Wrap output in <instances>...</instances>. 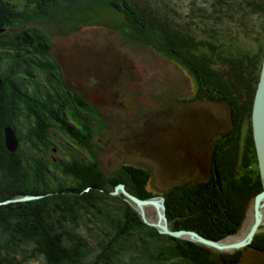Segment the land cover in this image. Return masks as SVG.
I'll use <instances>...</instances> for the list:
<instances>
[{"label": "trees", "instance_id": "16d2710c", "mask_svg": "<svg viewBox=\"0 0 264 264\" xmlns=\"http://www.w3.org/2000/svg\"><path fill=\"white\" fill-rule=\"evenodd\" d=\"M110 1L131 26H141L144 39L154 47L160 44L156 36L157 40L162 36L166 40L163 50L172 55H177L173 46L186 50L190 63H185L197 89L195 98L225 105L235 127V102L248 104L250 109L255 94L252 80L241 74L255 69L254 64L248 65L250 56L258 73L260 70L264 0H207L203 8L195 4L197 11L191 15L195 17L201 10L192 26L197 35H186L178 29L184 22L177 24L169 11L161 13L151 3ZM12 17L0 14V264H28L39 257L45 264H236L241 258L239 251L221 253L160 234L142 220L129 199L112 194L116 185L124 184L138 198L157 195L147 190L150 173L146 169L124 164L111 175L101 169L93 145L96 136L105 137L106 125L95 104L65 82L41 31L30 29L11 35L7 25ZM256 26H260V43L254 56L250 42L242 39H249ZM177 37L182 42L173 40ZM229 64L231 72L225 68ZM6 127L14 131L19 142L14 151L6 148ZM54 127L82 156L57 146L49 133ZM229 137L228 133L220 135L222 139ZM229 151L230 155L223 154L230 171L212 155L209 177L195 182L188 191L187 200L204 210L205 218H210L204 222L210 227L200 232L186 220L169 223L171 230L204 232L210 240L223 239L238 230L242 213L238 203L243 204L238 193H244L246 186L243 179L230 181L236 154ZM216 175L219 184L226 185V195L222 190L219 193ZM28 196L38 197L14 201ZM137 244L143 248L139 256L134 254ZM253 244L264 252L263 247Z\"/></svg>", "mask_w": 264, "mask_h": 264}, {"label": "rangeland", "instance_id": "374dc122", "mask_svg": "<svg viewBox=\"0 0 264 264\" xmlns=\"http://www.w3.org/2000/svg\"><path fill=\"white\" fill-rule=\"evenodd\" d=\"M126 1L130 4V0ZM131 1H145L156 5L161 13L169 11L171 19L177 24L184 22L182 28L178 29L185 34L195 32V35L197 32L192 26L201 10L197 16H192V12L197 11L194 6L198 4L203 8L208 2ZM110 2L0 0V14L13 16L12 23L7 25L11 35L37 29L46 36L50 43V55L58 63L65 82L93 102L105 122V137L96 136L93 145V152L99 159L101 169L107 175L114 174L124 164L146 169L150 173L147 190L157 194L152 197L163 198L168 226L169 223L177 225L187 220L189 225L198 228L200 232L210 227L204 222L210 219L205 218L204 210H199L197 205L187 200L190 197L188 191L193 189L195 182L209 177L213 166L212 155L216 160H221L224 169H228V160L223 153L227 154L232 149L236 154L233 157L236 163L231 165L233 171L230 173L233 177L230 181L238 182L243 179L246 186L244 193L237 188L243 200V204L240 201L238 203L239 210L242 209L241 218L238 219L239 227L235 233L212 241L230 243L239 240L249 227L245 220L248 211L252 212V199L264 189L251 131L253 101L250 109L248 104L240 105L235 102L233 127L230 122L232 117L230 118L225 105L195 98L197 89L194 78L189 73V65L185 63L189 62L190 57L186 50L181 46H173L172 49L177 55L173 52L172 55L168 49L163 50L162 45H165L166 40L162 36L158 40L156 36V41L160 42L158 47L162 48L154 47L149 39H144L141 26H131L121 10L115 9ZM15 10V15H11ZM8 11L12 13L8 14ZM262 25L264 26L263 22ZM258 29L260 26L252 29L249 39H242L250 42L254 56L259 51ZM260 32L263 33L261 30ZM173 40L182 42L180 37ZM260 48H264V42ZM252 58H248V65L254 64L255 69L242 72L241 77L252 80L250 83L256 90L261 65L258 73V65L253 56ZM229 67L225 65L226 70L231 72ZM49 133L63 151L77 152L80 155L76 150L77 146H72L74 144L71 140L66 139L57 127L50 129ZM224 133L229 134L228 140L220 138ZM214 171L216 173V168ZM216 177L218 178L217 175ZM216 182L219 193L222 190V195L225 194L226 185H220L218 179ZM120 185L126 189L124 184ZM118 194L121 193L114 195ZM147 199L149 198L141 200ZM129 201L138 212L134 202L130 199ZM143 211L147 220H157L155 207L144 205ZM214 225L217 226L218 223ZM197 233L208 239L203 235L204 232ZM232 237L236 239L231 241ZM196 243L206 245L197 241ZM253 243L264 248V225L260 226L251 244L229 252H240L241 258L236 264H264V252L252 247ZM206 246L212 251L216 250L212 246ZM142 250L140 245L134 246V254L137 256ZM28 264H45V261L39 257Z\"/></svg>", "mask_w": 264, "mask_h": 264}, {"label": "water", "instance_id": "95a60500", "mask_svg": "<svg viewBox=\"0 0 264 264\" xmlns=\"http://www.w3.org/2000/svg\"><path fill=\"white\" fill-rule=\"evenodd\" d=\"M250 118L257 163L264 183V53ZM5 142L6 148L9 151L16 150L18 140L14 131L10 127L5 128ZM216 179L218 178L216 177ZM118 192L127 196L132 202H134L142 220L149 226L157 228L160 234H167L176 238H186L193 242L197 241L212 246L221 253H229L251 244L254 235L259 232L260 226L264 225V189L260 193L256 194L252 199V219L246 233L239 240L230 243L204 239L197 232L190 230H171L167 223L165 205L163 203V198L161 197H151L147 200H141L128 192L124 186L120 184L116 186L115 191L112 192V194H117ZM37 197L38 196L22 197L15 199L14 201H26ZM144 205H151L156 208L157 220L155 222L149 221L145 218L143 211Z\"/></svg>", "mask_w": 264, "mask_h": 264}, {"label": "bare ground", "instance_id": "6f19581e", "mask_svg": "<svg viewBox=\"0 0 264 264\" xmlns=\"http://www.w3.org/2000/svg\"><path fill=\"white\" fill-rule=\"evenodd\" d=\"M4 109V108H3ZM264 207V206H263ZM251 219H252V212L251 211H248V215L246 216V225L249 226L250 223H251ZM195 232V231H194ZM244 233V232H243ZM234 239H236L235 237H232V240L231 241H234ZM228 242V241H227Z\"/></svg>", "mask_w": 264, "mask_h": 264}]
</instances>
